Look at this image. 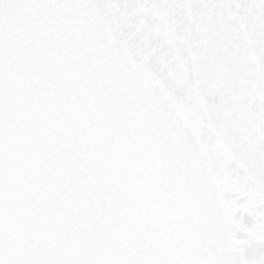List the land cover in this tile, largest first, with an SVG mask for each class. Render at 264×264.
<instances>
[{
	"label": "snow or ice",
	"instance_id": "1",
	"mask_svg": "<svg viewBox=\"0 0 264 264\" xmlns=\"http://www.w3.org/2000/svg\"><path fill=\"white\" fill-rule=\"evenodd\" d=\"M0 264H264V0H0Z\"/></svg>",
	"mask_w": 264,
	"mask_h": 264
}]
</instances>
